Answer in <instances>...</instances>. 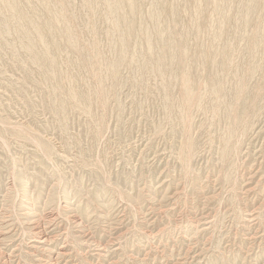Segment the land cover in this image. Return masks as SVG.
<instances>
[{"label": "rangeland", "instance_id": "374dc122", "mask_svg": "<svg viewBox=\"0 0 264 264\" xmlns=\"http://www.w3.org/2000/svg\"><path fill=\"white\" fill-rule=\"evenodd\" d=\"M0 264H264V0H0Z\"/></svg>", "mask_w": 264, "mask_h": 264}]
</instances>
